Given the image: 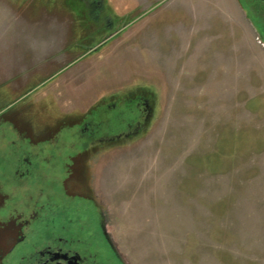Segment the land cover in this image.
<instances>
[{"label":"rangeland","instance_id":"374dc122","mask_svg":"<svg viewBox=\"0 0 264 264\" xmlns=\"http://www.w3.org/2000/svg\"><path fill=\"white\" fill-rule=\"evenodd\" d=\"M82 1L0 0V166L10 146L21 166H47L25 201L50 205L56 185L87 194L125 264H264V47L252 28L232 0H103L108 26ZM139 94L151 112L131 132L137 107L125 123L116 106ZM13 116L22 133L57 127V153L5 126ZM83 117L98 136L80 138ZM65 166L83 172L67 187ZM18 190L0 182V204Z\"/></svg>","mask_w":264,"mask_h":264},{"label":"flooded vegetation","instance_id":"af4514ba","mask_svg":"<svg viewBox=\"0 0 264 264\" xmlns=\"http://www.w3.org/2000/svg\"><path fill=\"white\" fill-rule=\"evenodd\" d=\"M82 2H86L85 4L90 7L95 18L101 24L108 26L112 23L113 14H111V11L105 12V8L108 6L103 3V0H83ZM232 4L234 10L241 13L242 20L256 34L257 42L264 47V0H232ZM132 101H134V104ZM130 104L137 107H134L136 108L135 111H137L134 120L135 128L131 130V132H136L141 127V123L150 115L151 105L149 100L141 94L135 96L131 101H127L126 99L124 104L120 105L118 103L116 107L119 106L121 110L119 113L121 115L124 112L126 113H124L125 117L122 118V121L125 123L126 121L129 123L128 117L131 109L129 110L128 108L131 106ZM121 108L126 109V111H123ZM13 119L14 121L10 120V125H8L9 122H4L5 126H13L16 124L15 127L22 133L23 130L18 128H21L20 120H17L14 116ZM82 123V130H79L82 140L89 139L91 133V135L98 136L96 134L98 132L95 131L97 129L90 131V124H93V122L90 120L84 121L83 117ZM127 125L129 124H125V126ZM63 127L60 126V128ZM31 128L32 126L30 130ZM56 128L53 130L47 128L44 131L41 130L40 132L45 136H41L40 132H32V130L29 133L23 132L22 135L32 145L39 147L40 154H44L46 150H49L50 155H54L57 153L58 148L56 145L60 139L59 134L56 136ZM131 132L122 133L120 131L114 135L115 138H121L124 135L131 134ZM64 139L63 137L62 140ZM63 143L67 145L68 142L64 140ZM87 143L90 144L89 141ZM10 147L15 154L13 152L14 155L12 158H5L6 166L3 164L0 166V177L7 176L6 174L8 172L12 174L7 179L0 178V182H3L5 185L11 184L14 188L18 187L19 195L17 197L8 196L9 198H6L5 204H0V219L2 218V220L4 219L6 221L0 223V264H125L114 249L106 233L104 216H102L103 213L101 214L100 210L97 213L94 211L92 214L90 213L89 204L92 201H89V196L84 192L81 194L83 198H78L81 199V202L70 200L69 194L65 197L62 193L63 191H68L66 189L63 191L59 190L61 187L60 185H56L57 183L54 180L51 186L56 185L55 187H58V189L51 195L50 199L53 202H50V205L48 203L45 205L48 201L45 203L42 201L44 204L39 205L41 201L36 198L34 201H38L37 203L32 200L25 201L26 197L24 195L26 193L31 191L35 192L38 186L47 184L42 179V169L47 166H40L39 163L32 165L28 160L24 162V166H21L16 158L17 154H19V149L14 146ZM89 148V145L86 146L85 144V147L81 148V151L86 154ZM65 167H68V174L71 176L69 175L70 178H67L63 182L64 187H67L69 180H73L74 175H79V177L83 176L82 166ZM17 172L21 173L23 179L16 178ZM83 179L84 177L81 182L84 181ZM35 182H37L36 184L38 186L34 185ZM76 196H79V193ZM24 204L27 205L24 206ZM80 204L86 205L87 207L82 210L79 208ZM73 205L76 206L74 207ZM53 206L55 207L53 211L41 212L40 210L41 207ZM42 219L45 220L43 223H41ZM90 219H93L94 222L92 226ZM36 223H38L37 227H35Z\"/></svg>","mask_w":264,"mask_h":264},{"label":"bare ground","instance_id":"6f19581e","mask_svg":"<svg viewBox=\"0 0 264 264\" xmlns=\"http://www.w3.org/2000/svg\"><path fill=\"white\" fill-rule=\"evenodd\" d=\"M91 203V202H90ZM57 205V204H56ZM95 210V209H94Z\"/></svg>","mask_w":264,"mask_h":264},{"label":"trees","instance_id":"16d2710c","mask_svg":"<svg viewBox=\"0 0 264 264\" xmlns=\"http://www.w3.org/2000/svg\"><path fill=\"white\" fill-rule=\"evenodd\" d=\"M69 1H67V3H68Z\"/></svg>","mask_w":264,"mask_h":264}]
</instances>
